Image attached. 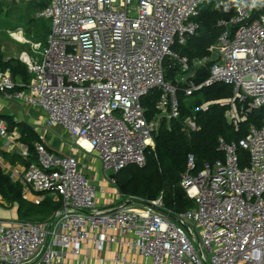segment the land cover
<instances>
[{
	"label": "built area",
	"instance_id": "2783aa9c",
	"mask_svg": "<svg viewBox=\"0 0 264 264\" xmlns=\"http://www.w3.org/2000/svg\"><path fill=\"white\" fill-rule=\"evenodd\" d=\"M208 1L52 0L37 14L51 21L46 44L34 43L23 29L9 32L28 47L23 62L31 78L16 84L9 70H0V97L42 111L46 130L62 129L76 148L97 156L104 179L98 187L77 157L51 152L43 139L36 143L25 185L57 198L61 208L44 222H0V264H84L85 244L99 253L114 251L112 264H264V127L250 128L239 143L221 138L224 161L205 164L197 176L189 157L181 186L194 207L186 213L167 210L162 197L119 195L112 178L130 166L145 168L162 119L180 117L179 89L167 81L165 64L190 73L189 60L174 48L198 34L195 18ZM262 3L219 0L218 9L230 18L218 22L224 33L209 50L219 55L211 60L209 78L198 86L191 73L177 82L186 85L187 96L217 84L232 86L234 97L216 103L230 106L227 118L237 131L247 113L264 107ZM202 61L194 67L204 66ZM156 90L162 92L159 114L149 120L143 100ZM186 125L197 129L194 119ZM0 136H9L3 122ZM241 148L249 154L246 166ZM22 156L31 159L28 148ZM110 190L116 206L99 208V195ZM98 264L107 260L101 257Z\"/></svg>",
	"mask_w": 264,
	"mask_h": 264
},
{
	"label": "trees",
	"instance_id": "16d2710c",
	"mask_svg": "<svg viewBox=\"0 0 264 264\" xmlns=\"http://www.w3.org/2000/svg\"><path fill=\"white\" fill-rule=\"evenodd\" d=\"M52 0L42 4L40 10L46 9ZM195 21L199 25L198 34L191 38L185 46H175L174 50L181 57L189 60L190 73H195L193 82L202 85L210 76L213 61L200 68H194V62L211 59L210 48L219 43L224 29L218 27V22L229 19L221 9L215 11L202 10ZM264 11V0L262 3ZM38 20H45L37 18ZM51 30V28H50ZM48 30L47 34L49 35ZM48 35H44L46 44ZM167 81L178 87L177 99L180 106V117L170 120L162 119L155 134V148L147 151V166L140 169L130 166L117 176V188L124 197H133L146 201H156L163 198L166 209L174 214H183L194 207L191 200L181 186L182 178L188 171L189 157L195 159L196 169L192 172L198 175L205 164L214 165L218 161H224V155L219 151V140L225 139L229 143H239L247 138L250 128L264 127V107L247 113V121L243 122L237 131L228 121L227 112L229 105H221L216 102L229 100L234 97L232 86L217 84L212 87L202 88L192 96H187L184 88L176 81L178 75L184 74L182 69L173 62L165 64ZM0 70L11 72L16 84L26 85L30 82V75L26 64L19 59L7 60L2 52L0 43ZM20 81V82H19ZM18 90L23 87L17 86ZM162 96V92L156 90L143 100L149 120H154L159 114L156 105ZM211 104L206 110L204 104ZM194 119L197 129L192 131L187 128L186 121ZM0 122L7 125V131L20 133L19 142L27 147L31 153L28 163L36 160L35 144L42 139L33 126L25 122H16L9 115L0 114ZM1 146V143H0ZM1 155L5 153L0 151ZM242 166L248 165L249 154L244 149L239 150ZM27 164V163H26ZM0 196L17 208L20 221L44 222L51 218L61 208L60 200H55L49 195L40 203H33L25 199L24 186L20 182H14L0 166Z\"/></svg>",
	"mask_w": 264,
	"mask_h": 264
},
{
	"label": "crops",
	"instance_id": "0c3cea01",
	"mask_svg": "<svg viewBox=\"0 0 264 264\" xmlns=\"http://www.w3.org/2000/svg\"><path fill=\"white\" fill-rule=\"evenodd\" d=\"M18 44H16L17 46L15 47V48L17 47L19 48L18 52L16 51L14 46H11L12 49L9 48L11 49L10 54L8 52H5L6 48L2 45V52L4 54L5 53L9 54L8 58L6 57L7 60L19 59L23 61V58L29 56L28 48H26L25 50L22 44L20 43ZM37 111L41 113L44 119L42 121L44 125L46 121V116L43 114L42 111L38 109H30L28 107L21 105L20 103L7 102L0 97V114L9 115L12 117L18 115L19 117H21L23 115V112H25L27 117L31 118L32 120L33 119L37 120L38 118L36 116H32V114L34 115V113H38ZM36 120L34 122H36ZM16 122H19V120H16ZM53 131H57V129L52 130L50 135L44 137L41 136V134H39L41 139L46 141L45 144L47 148L55 154H59V155L69 154V155L77 156L79 150L78 148L75 147L73 139L60 128H58L59 132L57 133ZM19 139H20V133L18 131L9 133V136L6 138H2L0 136V143H1L0 151L5 153V155L0 154V166L4 170V172L11 177V179L14 182H20L23 184L24 195L26 200L33 202V199L37 197L38 199L40 198L41 200L40 202H42L45 199V197H41V195L35 194L25 185L24 175L29 163L27 160L23 158L22 152L23 150L27 149V147L22 145L19 142ZM88 156L89 155L84 154L82 163L80 162L82 164L81 167L83 171L86 172V175L98 187H101L103 185L104 176L101 170L100 162L95 154H93V157H88ZM53 198L55 200H58L55 197ZM116 204H117V200L114 190H110L109 194L99 195V204H98L99 208L101 209L111 208V207H115ZM12 219L19 220L17 214V208L12 207L11 204H9L0 196V222L6 220H12ZM83 255H84V259H83L84 264H98V259L101 257L107 260V264H112L111 260L114 257V251L99 253L96 251V249L92 244H85ZM65 264H71V261H68Z\"/></svg>",
	"mask_w": 264,
	"mask_h": 264
},
{
	"label": "rangeland",
	"instance_id": "374dc122",
	"mask_svg": "<svg viewBox=\"0 0 264 264\" xmlns=\"http://www.w3.org/2000/svg\"><path fill=\"white\" fill-rule=\"evenodd\" d=\"M45 1L47 0H0V43L6 48L5 52H8L10 54V50L12 49L11 46H14V48L17 46L16 44L18 43L11 40L9 36V32H16L19 29H23L27 38L31 39L34 43H41V41L42 42L45 41L46 37L44 35H48L47 32L48 30L50 31L51 21L50 20L41 21L37 19L38 18L37 14H39V12L42 11L40 10V8ZM218 3L219 0H209L204 4V8L202 10H209L213 12L217 9ZM23 48L26 50V48L28 47L23 46ZM15 49L18 52L19 48L17 47ZM9 54L5 53V57L8 58ZM218 56H219L218 52L215 51L212 54L211 59L202 61V64L204 65L210 62L211 60L217 58ZM191 76H192L191 73L178 75L176 81L184 82V80H187ZM204 105L202 107H204ZM32 116H36L38 118L37 120L35 119L36 122H34L35 121L34 119L32 120L31 118L27 117L25 112H23V115L21 117H19L18 115L13 117L16 120H19V122H25L33 126L36 132H38V134H41V136L43 137L50 135L52 131H48L44 128V125L42 123L44 119L41 113L40 112L34 113V115L32 114ZM53 132L57 133L59 131L57 129V131H53ZM43 141L46 142L45 140ZM78 150L79 153L75 157H77L81 163L84 154L89 155L88 157H93V154H86L81 149ZM118 193L119 195H122L119 192V190ZM40 201H41L40 198L38 199L37 197L33 199V202L35 203H40ZM119 202L120 201H118V203Z\"/></svg>",
	"mask_w": 264,
	"mask_h": 264
},
{
	"label": "water",
	"instance_id": "95a60500",
	"mask_svg": "<svg viewBox=\"0 0 264 264\" xmlns=\"http://www.w3.org/2000/svg\"><path fill=\"white\" fill-rule=\"evenodd\" d=\"M112 178H113V179H116V178H117V176H116V175H113V176H112Z\"/></svg>",
	"mask_w": 264,
	"mask_h": 264
},
{
	"label": "bare ground",
	"instance_id": "6f19581e",
	"mask_svg": "<svg viewBox=\"0 0 264 264\" xmlns=\"http://www.w3.org/2000/svg\"><path fill=\"white\" fill-rule=\"evenodd\" d=\"M85 146L89 149V147L87 145H85Z\"/></svg>",
	"mask_w": 264,
	"mask_h": 264
}]
</instances>
